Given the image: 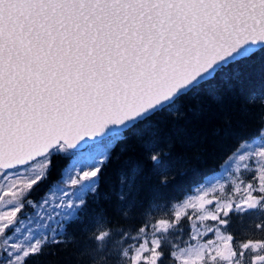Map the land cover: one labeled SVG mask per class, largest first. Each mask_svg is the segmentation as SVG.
Returning <instances> with one entry per match:
<instances>
[{"label": "snow or ice", "instance_id": "obj_1", "mask_svg": "<svg viewBox=\"0 0 264 264\" xmlns=\"http://www.w3.org/2000/svg\"><path fill=\"white\" fill-rule=\"evenodd\" d=\"M258 58L264 0H0V264L56 255L72 225L88 264H264V115L248 135L225 120L222 178L194 197L167 196L166 172L142 196L132 168L117 220L99 191L117 145ZM98 145L34 196L54 157ZM144 154L159 168L167 153L153 141Z\"/></svg>", "mask_w": 264, "mask_h": 264}]
</instances>
